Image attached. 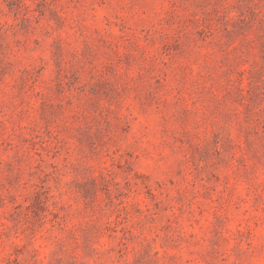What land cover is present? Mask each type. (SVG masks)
<instances>
[{"label":"rangeland","instance_id":"rangeland-1","mask_svg":"<svg viewBox=\"0 0 264 264\" xmlns=\"http://www.w3.org/2000/svg\"><path fill=\"white\" fill-rule=\"evenodd\" d=\"M0 264H264V0H0Z\"/></svg>","mask_w":264,"mask_h":264}]
</instances>
